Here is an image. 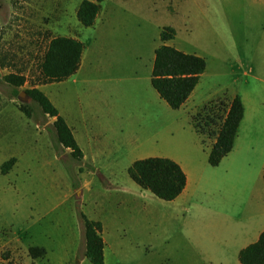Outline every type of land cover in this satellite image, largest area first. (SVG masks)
Listing matches in <instances>:
<instances>
[{
	"label": "rangeland",
	"instance_id": "rangeland-1",
	"mask_svg": "<svg viewBox=\"0 0 264 264\" xmlns=\"http://www.w3.org/2000/svg\"><path fill=\"white\" fill-rule=\"evenodd\" d=\"M83 1L0 0V264H91L81 213L105 224L108 264H199V240L214 244V226L202 220V236L188 241L196 204L174 209L128 169L150 157L205 163L225 116L217 102L235 91L264 102V0H106L88 28L77 18ZM164 27L177 31L169 45L206 59L196 96L205 104L173 110L152 87ZM60 36L85 44L81 68L41 84L39 64ZM12 74L25 85L9 84ZM33 87L77 132L82 162L56 143L55 119L19 100ZM31 248L46 255L34 259Z\"/></svg>",
	"mask_w": 264,
	"mask_h": 264
},
{
	"label": "trees",
	"instance_id": "trees-1",
	"mask_svg": "<svg viewBox=\"0 0 264 264\" xmlns=\"http://www.w3.org/2000/svg\"><path fill=\"white\" fill-rule=\"evenodd\" d=\"M105 1L84 0L77 12L79 22L84 27H93ZM176 35L177 31L173 27H164L161 31L162 44L155 51L151 78L152 87L173 110H179L187 103L207 69L205 58L185 53L169 45ZM84 52L85 44L78 39L64 36L51 39L39 64V82L41 84L61 83L73 77L81 68ZM6 81L16 88H21L25 85L26 78L12 74L6 77ZM26 93L41 107L46 116L55 119L52 127L55 131L56 143L69 150L75 160L81 161L84 153L57 107L37 87L27 90ZM217 104L225 108V116L222 118L223 123L219 131L212 134L216 140L208 159L212 167L219 166L222 160L232 152L245 115V107L240 96L234 97L231 102H217ZM23 112L28 117L32 115L29 108H24ZM15 162L16 160L12 159L4 167H10ZM2 172L5 174L6 169L3 168ZM128 174L140 188L167 202L176 200L187 186L184 170L176 161L169 158L150 157L135 161L128 169ZM80 217L84 226L86 259L91 264H106L103 224L89 219L83 213ZM30 255L38 259L44 257L46 251L31 248ZM239 260L241 264H264V232L256 243L241 251Z\"/></svg>",
	"mask_w": 264,
	"mask_h": 264
},
{
	"label": "crops",
	"instance_id": "crops-1",
	"mask_svg": "<svg viewBox=\"0 0 264 264\" xmlns=\"http://www.w3.org/2000/svg\"><path fill=\"white\" fill-rule=\"evenodd\" d=\"M245 68V75L255 72L253 66ZM201 80L181 110L188 105L201 106L209 100L199 102L196 97ZM236 96H240L243 101L245 115L234 148L220 165L212 167L209 164L211 150L205 153V163H200L193 157L177 156L173 159L184 170L187 186L176 200L170 202L171 205L174 209L189 210L196 204L195 218L198 221L190 226L186 234L188 241L191 236H202L197 230L198 223L201 224L202 220L207 228L214 226L215 230L214 244L208 245L199 240L196 251L199 264H241V251L256 243L264 232V102H247L245 96L238 91L233 92V98ZM194 98L197 102H189L194 101ZM67 123L70 126L68 121ZM70 128L78 143L77 132L72 126ZM82 151L84 153L85 148ZM85 156L84 153L83 159ZM94 159L96 163V157ZM212 218L214 220L210 225ZM101 223L104 233L105 224ZM103 239L105 263L108 264V245L106 239Z\"/></svg>",
	"mask_w": 264,
	"mask_h": 264
},
{
	"label": "water",
	"instance_id": "water-1",
	"mask_svg": "<svg viewBox=\"0 0 264 264\" xmlns=\"http://www.w3.org/2000/svg\"><path fill=\"white\" fill-rule=\"evenodd\" d=\"M19 100L25 103H28L31 101V98L27 95V93L23 92L19 96Z\"/></svg>",
	"mask_w": 264,
	"mask_h": 264
}]
</instances>
